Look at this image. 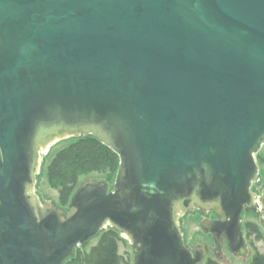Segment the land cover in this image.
Segmentation results:
<instances>
[{
    "label": "water",
    "instance_id": "95a60500",
    "mask_svg": "<svg viewBox=\"0 0 264 264\" xmlns=\"http://www.w3.org/2000/svg\"><path fill=\"white\" fill-rule=\"evenodd\" d=\"M88 137L112 184L41 200L44 157ZM263 147L264 0H0V264H63L108 228L133 264H204L194 211L245 258Z\"/></svg>",
    "mask_w": 264,
    "mask_h": 264
},
{
    "label": "trees",
    "instance_id": "16d2710c",
    "mask_svg": "<svg viewBox=\"0 0 264 264\" xmlns=\"http://www.w3.org/2000/svg\"><path fill=\"white\" fill-rule=\"evenodd\" d=\"M264 165V157H260ZM119 159L108 147L98 140L88 137L73 140L58 150L46 167V180L50 189L57 191L61 208L68 206L69 200L78 186L80 176L101 174L107 183L112 184ZM246 237L255 241L262 240L258 227L252 222L244 225ZM96 244L88 250L77 248L72 258L63 264H126L119 253V244L123 241L119 233L106 229L98 236ZM204 264H220L207 260ZM250 264H264V253L255 250Z\"/></svg>",
    "mask_w": 264,
    "mask_h": 264
},
{
    "label": "rangeland",
    "instance_id": "374dc122",
    "mask_svg": "<svg viewBox=\"0 0 264 264\" xmlns=\"http://www.w3.org/2000/svg\"><path fill=\"white\" fill-rule=\"evenodd\" d=\"M74 139H68L61 141L54 145L48 154L44 157L41 171L39 176L37 177V194L39 195L41 200H51L54 203L58 202V193L55 190H52L47 185L46 180V167L50 161V159L55 155V153L69 145ZM259 157H264V147L260 150L259 154L257 155V163L259 164V178H260V188L264 186V165L260 163ZM97 178H105L104 175L101 174H88L80 176L78 179V186L86 181L87 179H97ZM255 189L258 190L259 186H255ZM202 216L199 213L196 212H190L187 213L185 216H183L180 220V227L181 231L183 232V237L186 245L190 248H194L197 245H202L203 243V236L201 234V230L199 228V224L202 221ZM246 222H252L254 223L261 235L262 240L255 241L253 237L248 238L245 234L244 225ZM242 226H243V235L246 239L247 244V255L245 258L243 257H233L230 255H227L224 259L221 260V264H250V261L252 259V256L254 255L255 250L264 253V227L259 222L258 217L255 218L254 214L252 213H243L242 215ZM98 239H94L89 242L87 246L84 248H80L82 250H88L91 246L95 245ZM119 253L123 256V260L126 264H133V253H132V247L128 244L126 240L123 239V241L119 244Z\"/></svg>",
    "mask_w": 264,
    "mask_h": 264
},
{
    "label": "flooded vegetation",
    "instance_id": "af4514ba",
    "mask_svg": "<svg viewBox=\"0 0 264 264\" xmlns=\"http://www.w3.org/2000/svg\"><path fill=\"white\" fill-rule=\"evenodd\" d=\"M259 161H260V159H259ZM256 162H257V159H256ZM258 167H259V164H258ZM259 175H260V173H259ZM258 184H260V178H259V181L256 184H254L253 187H252V189L255 192L256 196H259L260 192L262 190H264V187L259 188L258 190H256L255 186H257ZM258 209L259 208H258V204H257V205H255L253 207V209L251 211L243 212V213H254V214L259 215L261 217V212H259ZM194 212L199 213L202 216V218H203L202 221H204V220L217 221L219 219L212 212H209V213H206V214H203V213H201L199 211H194ZM243 213H242V215H243ZM241 225H242V221H241ZM199 228H200V224H199ZM242 228H243V226H242ZM201 234L203 236V243H202V245H197L195 247H203L204 248V250H205V262L207 260H212V261H215V262H218V263L221 264V260L224 259L227 255L236 257L232 253L229 252L227 244H226V239L221 237V233H217L216 235H213L212 233H203L202 230H201ZM243 237H244V235H243ZM244 240H245V243H246L245 237H244ZM191 249H193V248H191Z\"/></svg>",
    "mask_w": 264,
    "mask_h": 264
}]
</instances>
